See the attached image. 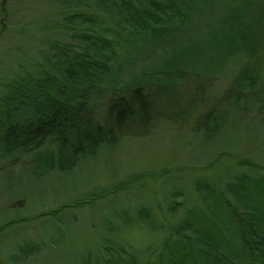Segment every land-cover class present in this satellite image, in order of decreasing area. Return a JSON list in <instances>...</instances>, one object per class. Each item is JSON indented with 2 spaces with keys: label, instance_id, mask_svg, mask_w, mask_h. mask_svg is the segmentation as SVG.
Listing matches in <instances>:
<instances>
[{
  "label": "rangeland",
  "instance_id": "rangeland-1",
  "mask_svg": "<svg viewBox=\"0 0 264 264\" xmlns=\"http://www.w3.org/2000/svg\"><path fill=\"white\" fill-rule=\"evenodd\" d=\"M255 1L252 10L255 7L258 13L259 0ZM239 2L201 1L198 5L205 20L196 18L198 26L189 32L197 34L195 44L198 36L204 43L210 36L208 15L213 25L226 12L242 8V15L250 17L255 26L250 36L260 49L254 57L258 67L250 49L240 44L238 50L226 53L219 67L203 66L216 50L205 43L202 51L201 44L189 46L182 41L178 45L181 52L186 51L187 67L181 77L171 73L164 81L146 83L144 90L154 106L150 118L130 124L114 145L75 158L67 168H62L60 154L51 142L31 152L6 157L0 153V264H82L87 255L90 264H125L123 256L105 250L104 236L112 237L114 247L121 242L140 264L168 261L163 240L173 237L186 219L192 223L187 233H195L193 209L200 210L201 203L198 179H208L217 189L227 191L229 176L248 171L250 165H258L264 172V100L249 101L247 115L241 118L229 106L232 99L224 96L242 72V83L248 84L253 75L261 76L254 88L264 96V31L260 28L264 20ZM109 3L0 0V97L5 93L4 84L21 77L60 76L56 63L60 48L72 56L74 51H106L101 39L113 40L129 26L119 7ZM200 25L203 27L198 29ZM218 36L224 39L223 30ZM140 45L143 48L134 43L114 44L119 52L116 59L124 64L118 74L105 80V87L113 84L115 75L124 84L133 71L155 73L163 65L153 50ZM229 85L233 87L229 89ZM219 97L221 108L233 109L227 122L218 124L216 134L204 135L196 127ZM50 152L55 153V162L53 168H46L37 156ZM137 175L143 178L136 180ZM120 182L129 184L102 195ZM171 190L182 194L170 198ZM85 199L89 201L80 203ZM172 199L181 204L174 206ZM66 204L70 206L58 210ZM142 209L145 213L141 215ZM45 211L51 214L39 215ZM238 245L236 240L229 243L230 250L220 245L217 254L235 261ZM124 256L129 259L130 255Z\"/></svg>",
  "mask_w": 264,
  "mask_h": 264
},
{
  "label": "trees",
  "instance_id": "trees-1",
  "mask_svg": "<svg viewBox=\"0 0 264 264\" xmlns=\"http://www.w3.org/2000/svg\"><path fill=\"white\" fill-rule=\"evenodd\" d=\"M101 1L104 4L110 1L109 4L119 7L122 19L129 25L126 32H122L113 40L101 39L100 44L106 51L103 50L99 54L74 51L72 56L67 54L66 49L60 48L56 62L60 76L28 75L4 84L5 93L0 97L1 155L6 157L24 151L31 152L51 142L60 154L62 168H67L72 167L71 162L74 164L75 158L117 143L124 129L130 124L145 122L154 110L148 93L144 90L146 83L160 79L164 81L171 73L181 77L183 68L187 67V60L184 58L186 51L181 52L178 44L182 41L189 46L195 44L197 34H190L189 29L194 31V26H198L195 23L196 18L205 20L198 4L201 1L209 3L214 0ZM242 2L248 5L249 12L257 4L255 0H241L239 3ZM259 3L258 13L255 7L252 11L260 20H264V0H259ZM242 13V8L230 10L223 14V17L217 18L213 25L209 22L208 15L209 21H206V25L210 36L206 40L203 38L204 43L198 36L196 44H201L203 51L206 43L216 52L205 59L203 66L219 67V62L226 53L238 50L239 44L247 50L250 49L252 61L260 52L258 42L250 36L255 30L253 21ZM201 25L198 29L203 27ZM261 27L264 31V26ZM198 29L197 32L200 33ZM222 30L224 39L218 36ZM108 43L112 48L108 47ZM115 43L118 46L121 43H134L141 48L143 47L140 44L143 43L145 49L153 50L156 58H161L163 65L158 66L155 73H147L143 69L141 73L133 71L124 84H119L120 79L115 75L113 84L105 87V80L118 74L124 64L116 59L119 52L114 46ZM195 60L199 64V61ZM257 61L254 60L258 67ZM242 76H245L243 72L233 79L235 87L232 91L227 90L224 96L232 99L229 106L236 108L235 117L245 118L249 101L252 100L255 104L259 99L264 100V96L254 88L255 82L261 76L257 78L253 75L248 84L242 83ZM231 87L233 85H229V89ZM221 97L209 108L196 127L197 131H203L204 135L216 134L219 130L218 124L226 123L229 118V111L233 108L223 109L225 105L221 108ZM257 104L262 107V103ZM54 157L55 153L50 152L37 156V159L39 162L43 161L46 168H53ZM248 168L246 172L229 176L227 187L225 186L227 191L217 189L208 179L196 181L201 203L200 210L193 209L194 220L197 222L195 233H187V226L192 223L186 219L177 227L173 237L163 240L164 254L168 253L170 256L168 261L164 258L156 264H264V172L255 164ZM134 178L142 179L143 175ZM127 184L129 183H117L102 195L116 193ZM181 194V191L171 190L170 198ZM88 201L89 199H85L80 203ZM172 201L175 202L174 206L181 204L176 200ZM69 206L63 205L58 210ZM140 212L141 210L138 213ZM144 213L145 210L142 209L141 215ZM47 214H51L50 211L39 215ZM234 240L239 243L234 252L238 259L230 261L224 258V255L217 254V249L223 244L230 250L229 243ZM103 244L110 254L123 256L122 262L125 260V264H140L137 260L134 261L135 256L129 254L121 242L115 247L112 246V237L104 236ZM205 248L213 252L210 253ZM126 254L130 255L129 259H125ZM82 264H90L88 255L84 257Z\"/></svg>",
  "mask_w": 264,
  "mask_h": 264
}]
</instances>
